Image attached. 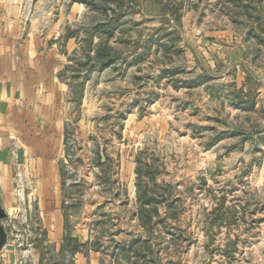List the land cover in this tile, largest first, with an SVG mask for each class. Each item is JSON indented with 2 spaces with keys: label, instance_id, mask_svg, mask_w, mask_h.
<instances>
[{
  "label": "rangeland",
  "instance_id": "rangeland-1",
  "mask_svg": "<svg viewBox=\"0 0 264 264\" xmlns=\"http://www.w3.org/2000/svg\"><path fill=\"white\" fill-rule=\"evenodd\" d=\"M72 1L86 10L69 70L109 87L94 128L65 142L67 232L84 238L69 251L264 264V0Z\"/></svg>",
  "mask_w": 264,
  "mask_h": 264
},
{
  "label": "crops",
  "instance_id": "crops-1",
  "mask_svg": "<svg viewBox=\"0 0 264 264\" xmlns=\"http://www.w3.org/2000/svg\"><path fill=\"white\" fill-rule=\"evenodd\" d=\"M65 1L0 0V203L8 233L0 264H21L24 257L10 227L33 230L25 257L30 264H67L70 254L72 264H94L97 254L90 250L87 259L67 247L68 236L84 238L82 232H67L69 199L61 167L67 135L74 128L84 137L94 128L102 103L98 93L109 83L104 86L96 71L85 76L69 70L82 47L80 35L70 31L81 25L86 8ZM111 157L115 154L104 153ZM119 158L123 167L130 163L126 152ZM126 170L135 196L133 170L132 175Z\"/></svg>",
  "mask_w": 264,
  "mask_h": 264
},
{
  "label": "built area",
  "instance_id": "built-area-1",
  "mask_svg": "<svg viewBox=\"0 0 264 264\" xmlns=\"http://www.w3.org/2000/svg\"><path fill=\"white\" fill-rule=\"evenodd\" d=\"M64 160L66 162L65 157H64ZM66 184H69V182L66 181ZM20 189H21V184H19V190ZM10 232H11L12 240L17 244V246H23L24 247V249H23V254H24L23 256L24 257L21 258V264H30L29 262H27L25 260V257L27 256L28 251L30 250V248L33 245L31 232L28 230V228L23 229L22 232H19V231H17V229L12 230L11 227H10Z\"/></svg>",
  "mask_w": 264,
  "mask_h": 264
},
{
  "label": "water",
  "instance_id": "water-1",
  "mask_svg": "<svg viewBox=\"0 0 264 264\" xmlns=\"http://www.w3.org/2000/svg\"><path fill=\"white\" fill-rule=\"evenodd\" d=\"M17 161L18 162H22L23 161L21 151H18V159H17ZM5 217H6V212H5V210L3 209V207L1 206V203H0V249L6 243L7 235H8L6 228L4 227V225L2 223V220Z\"/></svg>",
  "mask_w": 264,
  "mask_h": 264
}]
</instances>
